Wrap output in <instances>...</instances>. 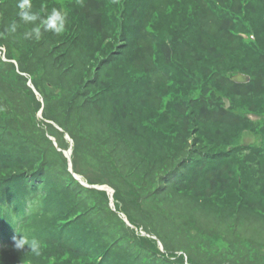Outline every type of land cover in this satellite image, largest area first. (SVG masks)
I'll list each match as a JSON object with an SVG mask.
<instances>
[{"label":"trees","instance_id":"obj_1","mask_svg":"<svg viewBox=\"0 0 264 264\" xmlns=\"http://www.w3.org/2000/svg\"><path fill=\"white\" fill-rule=\"evenodd\" d=\"M21 2L0 0L3 264H264V0Z\"/></svg>","mask_w":264,"mask_h":264},{"label":"clouds","instance_id":"obj_2","mask_svg":"<svg viewBox=\"0 0 264 264\" xmlns=\"http://www.w3.org/2000/svg\"><path fill=\"white\" fill-rule=\"evenodd\" d=\"M29 7V0H22L19 4V8L26 9ZM25 21H34L36 19L35 15H30L25 12L23 17ZM47 23V27L53 29L55 32L60 33L64 30V18L60 14V12L53 10L51 16L49 17ZM12 31H15V25L11 26ZM12 247L17 252L21 251H30L32 254L39 256L41 250V243L39 240L33 238L29 240L23 235L16 234L12 237ZM0 264H3V260L0 259Z\"/></svg>","mask_w":264,"mask_h":264},{"label":"water","instance_id":"obj_3","mask_svg":"<svg viewBox=\"0 0 264 264\" xmlns=\"http://www.w3.org/2000/svg\"><path fill=\"white\" fill-rule=\"evenodd\" d=\"M232 80H233V82L238 83V84H248V83L251 82V77H249V76H247V75H244V74H238V75H236L235 77H233ZM52 140H54V139H52ZM56 147H58V144H56ZM71 154H72L71 151H69V152H65V156H66V157L69 159V161H70V171H71L72 173H74V170H73V163H72V161H71ZM75 177H76V179H77L78 181H80L82 184H84V185L90 187L85 181L82 180V178H80V177H78V176H75ZM95 188H98V189H100V190H107L111 195L114 194V191H113L112 189L107 188L106 186H104V187H95ZM111 202H112V205H114L113 199H112ZM160 245H161V249L164 251V247H163V245H162V244H160Z\"/></svg>","mask_w":264,"mask_h":264},{"label":"rangeland","instance_id":"obj_4","mask_svg":"<svg viewBox=\"0 0 264 264\" xmlns=\"http://www.w3.org/2000/svg\"><path fill=\"white\" fill-rule=\"evenodd\" d=\"M66 139L67 140H69L70 142H71V145L73 144L72 143V141L69 139V137L68 136H66ZM56 146V145H55ZM72 148V147H71ZM70 151H72V149H70ZM64 155H65V153H64ZM83 179V178H82ZM99 187V186H98ZM102 187H104V186H102ZM108 188V187H107ZM107 191V190H106ZM114 195V194H113ZM113 195H112V197H111V201H112V199H113ZM113 202H114V199H113ZM111 205H112V202H111ZM113 206V205H112ZM114 207V206H113ZM163 245V244H162ZM160 248H161V245H160ZM162 250V249H161Z\"/></svg>","mask_w":264,"mask_h":264}]
</instances>
